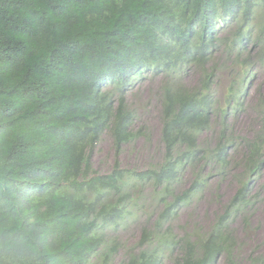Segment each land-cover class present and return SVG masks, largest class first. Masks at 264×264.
Returning <instances> with one entry per match:
<instances>
[{
    "label": "trees",
    "instance_id": "1",
    "mask_svg": "<svg viewBox=\"0 0 264 264\" xmlns=\"http://www.w3.org/2000/svg\"><path fill=\"white\" fill-rule=\"evenodd\" d=\"M218 48L238 69L222 100ZM255 64L264 69V0H0V264H237L232 220L247 223L264 190V92L249 138L235 140L225 120L242 107ZM190 69L197 79L186 85ZM144 73L161 79L164 153L138 170L118 155L143 134L126 92ZM215 116V141L199 142ZM106 131L115 160L99 174L91 153ZM232 165L235 191L213 219L173 234L170 221L206 176ZM186 169L193 179L175 193ZM146 187L158 207L152 226L116 263L112 230L142 210ZM249 258L264 264V252Z\"/></svg>",
    "mask_w": 264,
    "mask_h": 264
},
{
    "label": "rangeland",
    "instance_id": "2",
    "mask_svg": "<svg viewBox=\"0 0 264 264\" xmlns=\"http://www.w3.org/2000/svg\"><path fill=\"white\" fill-rule=\"evenodd\" d=\"M224 34V31H221ZM234 53L224 54L218 48L211 56V64L218 68L215 79V91L219 99H223L224 93L231 74L236 71L233 63ZM238 70V69H237ZM196 72L190 69L184 72L182 82L186 85H193L196 82ZM160 77L152 73H144L126 92L128 107L134 113V128H142L143 134L130 143L124 144L118 155L119 164L124 168L143 170L150 165L158 163L163 157V143L160 139L161 133V104L159 98ZM264 92V69L254 66L251 80L247 88V96L243 100L242 107L235 115H231L225 120L231 125L232 133L237 140L241 136L250 137L258 121L253 108L255 101ZM214 119V118H213ZM219 116H215L211 127L212 131L199 133L198 141L212 144L218 135ZM91 153L92 169L96 173L103 174L111 170L115 152L113 142L108 131L104 132L94 146ZM243 147L240 146L231 152V164H236L242 153ZM191 170V169H190ZM189 169H186L176 183L175 193H182L186 190L193 179ZM238 169L232 167L223 174L206 176L204 187L194 193L176 213L170 221L173 234L181 236L185 231H193L197 226L205 227L213 216L220 210L221 206L234 193L236 182L233 178ZM264 184V168L261 170L258 180ZM261 185L254 184L253 188L257 191ZM150 189L142 190L144 202L142 210L128 222L112 230L113 236L119 243V249L115 255L114 262L119 263L126 257V250L133 245L141 235L143 227H151L153 218L158 210L155 202H148L145 198ZM248 214V222L243 221L242 215L232 220L231 227L234 237L239 245L235 247L237 264H250V256L264 252V190L258 193V197L251 203L249 209L245 210ZM159 264H173L168 256L163 257ZM215 264H224L223 258H218Z\"/></svg>",
    "mask_w": 264,
    "mask_h": 264
}]
</instances>
